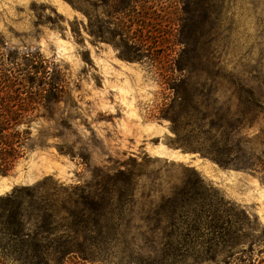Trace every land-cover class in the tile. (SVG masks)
<instances>
[{
  "label": "rangeland",
  "instance_id": "1",
  "mask_svg": "<svg viewBox=\"0 0 264 264\" xmlns=\"http://www.w3.org/2000/svg\"><path fill=\"white\" fill-rule=\"evenodd\" d=\"M213 6L0 0V124L11 113L12 135L21 139V157L0 174V196L41 183L63 197L61 188L102 194L107 174L129 168L123 231L134 242L130 252L163 249L174 228L159 224L154 210L197 192L221 212L216 241L206 234L204 245L171 249L219 255L198 264H264V113L241 118L230 84V68L254 47L257 28L235 8L224 77L213 79L200 71L215 59ZM115 250L127 256V244Z\"/></svg>",
  "mask_w": 264,
  "mask_h": 264
},
{
  "label": "trees",
  "instance_id": "2",
  "mask_svg": "<svg viewBox=\"0 0 264 264\" xmlns=\"http://www.w3.org/2000/svg\"><path fill=\"white\" fill-rule=\"evenodd\" d=\"M213 5L211 28L215 59L210 65L200 63L201 73L214 74L213 79L224 77L222 72L227 67L226 60L222 58L226 54L224 39L236 30L233 21L235 8L244 9L245 18L255 20L254 47L247 48L243 60L230 68L236 110H239L241 118L252 122L258 113H264V0H213ZM228 10L232 11L230 19L226 18ZM204 18L205 14L201 17L203 23ZM186 68L187 64H184L182 69ZM6 88L10 89V85ZM8 117L0 124L1 175H8L16 159L21 157L17 149L21 139L12 135L14 118L11 113ZM106 177L108 180L102 194L88 189H81L79 194H68L61 188L60 191L67 194L63 197L58 190L41 183L23 189L24 193L16 188L0 196V264H113L118 255L115 248L120 242L127 244L128 252L126 256L122 250L118 264H186L187 260L191 264L216 262L217 253L171 249L188 244L204 245L206 234L213 235L211 240L216 241L219 232H216L218 227L215 223L221 219L218 216L221 212L215 204L207 202L206 197L191 192L185 194L186 200L182 202L175 195L173 199L169 198L167 207L154 210L155 220L164 228H174V231L167 236L165 243L161 239L163 249L143 256L137 250L129 251L128 247L134 242L128 240L123 231V216L131 210L128 204L132 197V171L129 168L117 170ZM222 223L220 228L224 225ZM180 226H186L188 233L177 232L182 229Z\"/></svg>",
  "mask_w": 264,
  "mask_h": 264
}]
</instances>
